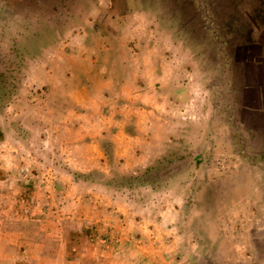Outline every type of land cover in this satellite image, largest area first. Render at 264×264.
Listing matches in <instances>:
<instances>
[{
    "label": "rangeland",
    "instance_id": "obj_1",
    "mask_svg": "<svg viewBox=\"0 0 264 264\" xmlns=\"http://www.w3.org/2000/svg\"><path fill=\"white\" fill-rule=\"evenodd\" d=\"M20 1L0 264H264V0Z\"/></svg>",
    "mask_w": 264,
    "mask_h": 264
},
{
    "label": "crops",
    "instance_id": "obj_2",
    "mask_svg": "<svg viewBox=\"0 0 264 264\" xmlns=\"http://www.w3.org/2000/svg\"><path fill=\"white\" fill-rule=\"evenodd\" d=\"M3 2L7 3L9 5V7H11V8H18L19 9L21 6L20 0H0V3H3ZM29 2H30L29 0L25 1L26 4L24 5V7H30V6H33V4H34V6H36L35 0H31L30 4H29ZM41 3H39V6L42 8H46V4H45L46 2L44 1L43 2L44 4H42V6H41ZM5 23H11L12 24V22H10V21H7ZM159 87H161V85H157V88H159Z\"/></svg>",
    "mask_w": 264,
    "mask_h": 264
}]
</instances>
